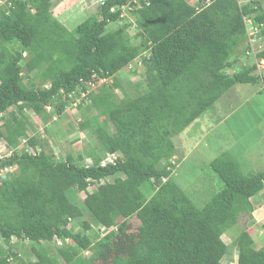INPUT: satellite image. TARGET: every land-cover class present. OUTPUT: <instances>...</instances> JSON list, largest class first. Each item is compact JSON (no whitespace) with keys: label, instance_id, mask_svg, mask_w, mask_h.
<instances>
[{"label":"trees","instance_id":"16d2710c","mask_svg":"<svg viewBox=\"0 0 264 264\" xmlns=\"http://www.w3.org/2000/svg\"><path fill=\"white\" fill-rule=\"evenodd\" d=\"M95 7L67 28L52 0L0 4V264H226L222 235L253 212L264 171L243 172L221 152L208 165L223 186L199 206L172 176L174 137L208 120L229 89L264 86L262 0ZM137 60L144 79L133 96L118 74ZM72 107L87 113L59 122ZM82 131L94 141L81 145ZM51 132L72 149L51 145ZM259 227V237L244 229L235 238L237 264H264ZM23 241L30 259L14 249Z\"/></svg>","mask_w":264,"mask_h":264},{"label":"rangeland","instance_id":"374dc122","mask_svg":"<svg viewBox=\"0 0 264 264\" xmlns=\"http://www.w3.org/2000/svg\"><path fill=\"white\" fill-rule=\"evenodd\" d=\"M208 4L206 3V5ZM95 5L96 0H52V12L67 28H72L87 18L89 14L94 13ZM262 6L264 7V0H262ZM139 63L140 61L137 60V66L135 62L129 65L136 66V70L127 66L118 74L126 89L133 96L140 93V89L134 87L133 83L144 79V71ZM259 63V68L264 69V61H259ZM105 81L108 79L100 78L96 82L90 83L89 90H97ZM241 88V91H238L240 89L234 87L223 94L215 106L207 111L208 120H204L205 117H202L191 127L189 126L187 131L184 130L174 137V142L181 151L178 153L179 160L173 161L175 163L172 176L199 206L206 203L207 199L223 186L218 175L208 165L209 161L221 152L230 151L232 156L238 160L243 172L264 171V86L258 83L252 86L243 85ZM82 113H87V110L85 111L83 108L76 111L72 107L70 110L67 109L61 117H57V120L64 121L70 115L79 119ZM27 114L38 132H41L43 124L40 119L31 112ZM46 137L51 145H56L63 154L66 150L72 149L73 144L70 143L71 141L69 142L65 133L58 137L55 132H51ZM79 138L81 145L94 141V136L90 137L88 131L80 132ZM22 142L24 143V141ZM2 144L3 142H0V152L4 154L5 149ZM23 146V144L20 145V148ZM70 194L73 196V193ZM75 198L82 204L81 196L77 195ZM251 203L254 208L253 212L240 214L238 223L222 235V239L228 245V253L222 259L226 264H237L238 252L235 238L241 230L247 229L252 232L254 237H259L263 232L259 225L264 222V189L251 198ZM82 217H89L83 207ZM129 226V230H136L135 217L129 220ZM121 239L123 240V238ZM20 244L15 245L14 249H21L22 252L24 251L22 254H26L25 258L30 259L31 256L27 254L28 242L23 241L25 245L23 248L20 247ZM88 252L90 253L87 251L85 254Z\"/></svg>","mask_w":264,"mask_h":264},{"label":"built area","instance_id":"2783aa9c","mask_svg":"<svg viewBox=\"0 0 264 264\" xmlns=\"http://www.w3.org/2000/svg\"><path fill=\"white\" fill-rule=\"evenodd\" d=\"M5 0H0V3H3ZM111 159L110 158H105L103 161H102V164H105L107 161H110Z\"/></svg>","mask_w":264,"mask_h":264},{"label":"clouds","instance_id":"9594fccd","mask_svg":"<svg viewBox=\"0 0 264 264\" xmlns=\"http://www.w3.org/2000/svg\"><path fill=\"white\" fill-rule=\"evenodd\" d=\"M5 2H6V0H5L3 3H5ZM3 3H0V4H3ZM89 84H90V83H89ZM89 84H88V85H89ZM105 164H106V163H105Z\"/></svg>","mask_w":264,"mask_h":264},{"label":"crops","instance_id":"0c3cea01","mask_svg":"<svg viewBox=\"0 0 264 264\" xmlns=\"http://www.w3.org/2000/svg\"><path fill=\"white\" fill-rule=\"evenodd\" d=\"M93 1H95V0H93Z\"/></svg>","mask_w":264,"mask_h":264}]
</instances>
